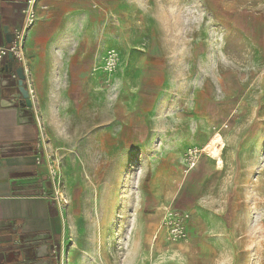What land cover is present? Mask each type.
I'll return each mask as SVG.
<instances>
[{
  "label": "rangeland",
  "instance_id": "1",
  "mask_svg": "<svg viewBox=\"0 0 264 264\" xmlns=\"http://www.w3.org/2000/svg\"><path fill=\"white\" fill-rule=\"evenodd\" d=\"M97 1L106 20L94 29L93 68L116 50L111 83L81 75L85 84L53 96L36 91L67 199L64 264H264V0ZM211 139L221 160L242 149L247 164L233 186L237 245L217 249L221 263L196 258L190 238L150 247L185 154L208 155Z\"/></svg>",
  "mask_w": 264,
  "mask_h": 264
},
{
  "label": "crops",
  "instance_id": "2",
  "mask_svg": "<svg viewBox=\"0 0 264 264\" xmlns=\"http://www.w3.org/2000/svg\"><path fill=\"white\" fill-rule=\"evenodd\" d=\"M25 1L0 0V47L7 45L6 31L12 35L23 26ZM99 1L107 9L117 4V0ZM92 4L93 0H37L38 18L29 31L24 53L28 78L39 99L44 89H51L53 96L62 88L85 84L81 75L93 82L97 55L93 50L94 29L99 31L106 19L103 13L92 9ZM255 20L263 23L261 18ZM9 64L8 57L0 62L1 77L8 74ZM16 68L13 62L12 71ZM17 92V85L0 87V146H8L7 153L0 154V223L7 224L0 230V264L22 263L12 256L21 238L47 234L61 249L65 232V221L55 201L40 197V192H50L51 185L45 163L38 166L34 162L38 128L34 123H22L18 109L3 103ZM211 144L220 145L215 139L209 141ZM232 156L230 160L223 154L222 160L218 158L222 165L217 167L208 155L198 153L171 202L174 209L191 214L190 243L196 250L195 257L202 261L221 263L220 258H215L227 253L217 249L237 245L233 186L245 184L240 177L247 164L242 149L235 150ZM160 216L159 211L157 223Z\"/></svg>",
  "mask_w": 264,
  "mask_h": 264
},
{
  "label": "built area",
  "instance_id": "3",
  "mask_svg": "<svg viewBox=\"0 0 264 264\" xmlns=\"http://www.w3.org/2000/svg\"><path fill=\"white\" fill-rule=\"evenodd\" d=\"M96 3L93 8H96ZM37 0H26L25 7L22 10L24 16V24L20 29H17L12 34L10 44L0 47V62L5 59L8 54L12 55L13 61L17 68H21L24 81L23 86L27 91L30 102L29 108H20L18 105V98L15 96L4 100L6 107L17 108L19 111L22 123H34L38 128V137L33 145L35 153L34 162L36 165L45 163L47 175L50 181V192H40V197L50 198L55 201L60 213H63L67 206V199L60 190L58 184L57 170L55 166L49 161L45 153L44 128L40 111L37 106L36 90L32 82L29 80V69L25 60L24 48L29 31L37 21ZM119 65V55L114 49H107L106 53L101 57L98 67L93 68L92 76L100 78L104 85L111 83ZM102 75L104 77H102ZM17 75L14 71L8 73L6 76H0V87L11 88L17 85ZM8 150L7 145L0 146V154H6ZM211 159V153H208ZM198 151L188 150L185 154L184 162L188 169L197 159ZM186 169V170H187ZM161 213L159 223L153 236L150 239L151 245L163 238L167 244L183 243L187 244L189 241V221L190 215L185 211H178L172 207L171 203H167L159 208ZM7 224L0 223V230L6 227ZM16 249L12 251V256L20 260L21 264H64L61 249L52 243L49 235L40 234L34 236L24 237L18 240Z\"/></svg>",
  "mask_w": 264,
  "mask_h": 264
},
{
  "label": "water",
  "instance_id": "4",
  "mask_svg": "<svg viewBox=\"0 0 264 264\" xmlns=\"http://www.w3.org/2000/svg\"><path fill=\"white\" fill-rule=\"evenodd\" d=\"M6 35V43L10 44L11 40H12V35L10 33H8V31L5 32ZM8 60L10 61L9 64V70L8 73L12 72V64H13V58L11 54H8ZM15 74L17 75V94L16 97L18 98V105L20 108H29L30 107V102L28 99V95H27V91L25 90L24 86H23V81H24V75L22 72V69L16 68L14 70Z\"/></svg>",
  "mask_w": 264,
  "mask_h": 264
},
{
  "label": "bare ground",
  "instance_id": "5",
  "mask_svg": "<svg viewBox=\"0 0 264 264\" xmlns=\"http://www.w3.org/2000/svg\"><path fill=\"white\" fill-rule=\"evenodd\" d=\"M208 149H210L212 151L211 155H212L213 160L216 162V166L218 167L219 165H222V161L221 160L219 161V159H218L221 155L222 147L220 145L211 144V145L206 146L205 150L208 151ZM208 153H210V152L208 151Z\"/></svg>",
  "mask_w": 264,
  "mask_h": 264
}]
</instances>
